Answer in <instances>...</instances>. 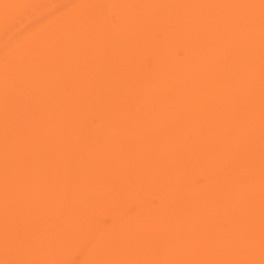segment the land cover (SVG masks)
I'll return each instance as SVG.
<instances>
[{
	"label": "bare ground",
	"instance_id": "6f19581e",
	"mask_svg": "<svg viewBox=\"0 0 264 264\" xmlns=\"http://www.w3.org/2000/svg\"><path fill=\"white\" fill-rule=\"evenodd\" d=\"M89 3L55 65L1 79L38 100L1 138L0 86V264H264V0H125L107 26Z\"/></svg>",
	"mask_w": 264,
	"mask_h": 264
},
{
	"label": "rangeland",
	"instance_id": "374dc122",
	"mask_svg": "<svg viewBox=\"0 0 264 264\" xmlns=\"http://www.w3.org/2000/svg\"><path fill=\"white\" fill-rule=\"evenodd\" d=\"M87 1H90L87 9H88L89 14L93 17L94 23L103 22V23H106V26H107V23H109V24L113 23V20L116 19L121 14L120 13L119 15H117V14H115L114 11L119 6L118 5L119 1L122 2L125 0H117L118 3L116 2L117 3L116 5L114 2L116 0H25L24 4H23L24 6L22 8H20L19 11L14 10L13 12H9L8 16L11 15L9 19H7L5 17V20L7 19L5 22L6 25L4 26V28L0 29V84H1L0 86H3L2 88H5L4 90H2L3 96L1 97V99L2 100L3 99H7V100L12 99V100H15V102L12 101L11 103H9V105L7 102V105L5 108V124L9 123L8 117H7L8 110L12 113L13 120L9 123V126L3 130L1 138L12 135L13 132L16 131V130H13L11 128L10 124L14 126V123H15L16 126L19 127V116L20 115H21L23 121L28 119V122H30V120L32 118V115H31L32 113L29 116H27L23 112L25 105L23 103L18 104L17 102L22 100L25 96L29 99H32L34 105H35V102L38 100L36 98L37 94L33 93V96H28L26 94V91H21L18 89L14 90L15 92H13V95H14L13 96L12 93H10V91L13 90L12 89L13 86L12 87H9L8 85L5 86L6 83L2 82V80H1L3 78L6 81H8V79H10V78H8L7 75H3V74L4 73L10 74L11 72H13L17 75L24 74L22 71H24V69L28 70L29 64L34 59H39V64L42 63L40 65L44 66L43 71L47 70L46 65H49V64L55 65L56 62L58 61V59H60V58H57V59L53 58L52 54L55 51L50 50V49L53 46H55V44L56 45L58 44V41L60 40V37L62 36V34H58V33H61V32L64 33L65 31L62 29V27L64 29H66V26H67V29H68V26L71 25L70 22L76 23V21L79 22L84 18L85 12H84L83 8H80V6H81V4L86 3ZM221 1H225V0H221ZM121 4H120V6H121ZM194 5L196 6V4H194ZM4 6H3V10L7 11L6 6L5 7ZM199 9H200V7H199ZM125 11H126V9H125ZM108 13L109 14L111 13V14L108 15ZM126 13H123L124 15L123 14L122 15L126 16ZM82 14H83V16H82ZM94 17H95V19H94ZM57 21L58 22L62 21L63 24H62V22L57 24L56 23ZM73 23H72V25H73ZM64 24H66L65 27H64ZM60 25L61 26L63 25V26L60 27ZM51 26H54V27H51ZM76 26H78V25H76ZM79 26H81V23H79ZM50 27H51V29H50ZM59 28H61L62 30H59ZM47 30H48V32L50 30V32L48 33ZM52 31L56 32V33L53 34ZM93 33H95L94 30H93ZM55 34H58V35H55ZM67 35H69V36L66 37V35H65V39L63 38L64 36L62 37L64 39V41L66 39H67V41H69V39L72 37L70 34H67ZM52 36H53L54 41L52 39ZM54 36H55V38H54ZM85 37L86 36H82V35L78 34V35H76V37L71 42L74 43V41H78V40L84 42L86 40ZM93 38H95V36ZM87 39H88V41H90V39L88 37H87ZM95 41H98V40L95 39ZM117 41H118V44H119V42L123 43V41L121 40V37H117ZM46 42L49 45H47ZM51 43H53V44L51 45ZM96 43H98V42H96ZM45 47L47 49H45ZM42 49H45V50L43 51ZM16 50H19V53L21 56H22V54H24L25 60H23L24 62H21L20 65L16 64V66H13L11 64L19 63V62L12 63L10 61L11 60L10 59L11 53L13 51L16 52ZM15 54L17 55L18 53H15ZM142 55L145 56V55H147V53L142 54ZM21 56H20V58H21ZM76 60L82 62L81 58H76ZM143 60H145V59L143 58ZM110 61H111V55H107L103 60H100V64L102 67H104ZM61 62H60V64L62 65L63 63H61ZM129 69L130 68H128V70ZM62 74H63V69L61 72H59V75L56 76L59 79V82L63 80V82H60V83L65 84L68 81H70V74L68 72L63 74V75ZM64 76L66 78H64ZM22 77H20L19 79H22ZM13 79L16 81V85H20L19 81L17 80V76H14ZM14 80L10 79V82L13 85H15ZM47 80H48L47 85L50 88H54L56 86V80H54V77L53 78H47ZM124 87H126V84ZM37 97H39V96H37ZM50 100H52V99H50ZM49 102L50 101L48 100L46 102H43V104H46ZM30 116H31V118L29 119ZM3 117L4 116L2 114H0V119ZM94 124H97V123H94ZM135 130H136L135 132H137V133H139L141 131L140 129H135ZM14 134L19 135V133H17V132H15ZM77 141L78 140H75V143H77ZM6 142H8L6 139L0 140V158H3V159L10 157L13 153V149ZM83 142H84V139H82L81 143H83ZM73 147H74V145H73ZM23 162L24 161H22V163ZM0 164L7 165L4 161H1V159H0ZM8 167H10V168L14 167L13 163L11 161H10V165ZM98 169L96 167V171L99 172V171L103 170L104 167L102 166L101 169H99V170ZM104 170H106V168ZM6 175H7L8 179L10 180V177L8 176L7 173H6ZM2 179H3V177L0 176V184H5L4 181H1ZM90 181H91V179L89 177L84 178V182H90ZM126 197H127V195H126ZM131 207H133V206H129V210L131 209ZM20 214H21L20 216H24V214L22 212ZM105 218L107 219L108 217H105ZM80 254L81 253L79 251L73 252L69 256L70 263L80 264L79 263L80 262Z\"/></svg>",
	"mask_w": 264,
	"mask_h": 264
}]
</instances>
